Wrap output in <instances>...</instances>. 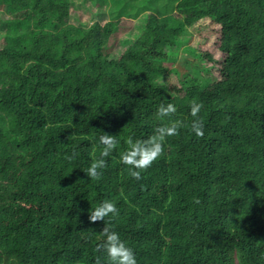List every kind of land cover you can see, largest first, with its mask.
Here are the masks:
<instances>
[{
  "label": "trees",
  "instance_id": "16d2710c",
  "mask_svg": "<svg viewBox=\"0 0 264 264\" xmlns=\"http://www.w3.org/2000/svg\"><path fill=\"white\" fill-rule=\"evenodd\" d=\"M104 1L103 20L74 24L73 0H0V264H106L89 221L104 200L137 264H264V0ZM208 17L217 54L179 52ZM168 101L184 127L136 180L120 153ZM101 131L119 144L89 181Z\"/></svg>",
  "mask_w": 264,
  "mask_h": 264
},
{
  "label": "clouds",
  "instance_id": "9594fccd",
  "mask_svg": "<svg viewBox=\"0 0 264 264\" xmlns=\"http://www.w3.org/2000/svg\"><path fill=\"white\" fill-rule=\"evenodd\" d=\"M202 107V104L195 101L190 105V115L194 118L191 132L197 137L204 136V125L197 118ZM176 113L177 107L172 101L162 102L156 112L157 119L162 123L154 128L153 133L147 139H133L132 136L127 138V147L120 153V162L128 166L131 177L140 180L141 172L151 167L153 162L164 154L167 139L178 135L179 130L184 127L182 120L174 118ZM102 133L96 142L100 146L99 157L93 159L84 171L89 181L101 179L103 170L108 166L106 158L111 157L119 144L117 136L106 132ZM117 216H119V210L116 204L110 200H104L97 207L90 209L89 221L91 223L104 222V227L99 233L101 243L97 245L96 251L103 253V257H106V264H137L135 252L121 239L120 234L113 230L109 222ZM106 217L109 220L106 221ZM96 264H105V261L98 256Z\"/></svg>",
  "mask_w": 264,
  "mask_h": 264
},
{
  "label": "rangeland",
  "instance_id": "374dc122",
  "mask_svg": "<svg viewBox=\"0 0 264 264\" xmlns=\"http://www.w3.org/2000/svg\"><path fill=\"white\" fill-rule=\"evenodd\" d=\"M101 1V0H99ZM97 0H92L91 2V11H85L81 7V0H73V5L71 6L70 13L74 17L72 22L74 24L88 22L91 18L92 13L95 14V16L101 18L103 20L105 18L104 11L108 8L107 1L105 2H99ZM104 15V17H103ZM1 17V13H0ZM8 17V16H7ZM17 18H26V13H20L16 16ZM102 22V21H101ZM124 28H122L118 36L122 35L133 25V22L130 20H123ZM90 23V22H89ZM220 23L216 20H214L211 17L205 18L204 20L198 21L196 24L187 27L188 35L186 37H182L178 39L177 45L180 47L179 52L182 51L183 47H197L199 50L208 52L211 55H216L218 46L220 43ZM2 40L0 39V46H1ZM206 65H203L201 62H198L196 67H199V69L203 68ZM174 67L173 64L169 65L168 69H172ZM190 75H195L196 72H193V70H190ZM189 74V73H188ZM171 80V79H170ZM172 91L174 93L177 92L176 87L172 88Z\"/></svg>",
  "mask_w": 264,
  "mask_h": 264
}]
</instances>
